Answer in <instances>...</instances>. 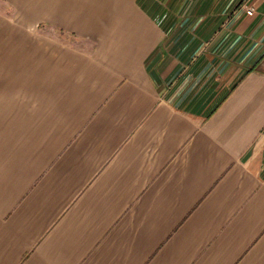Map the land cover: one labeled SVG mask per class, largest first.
I'll use <instances>...</instances> for the list:
<instances>
[{"label":"crops","instance_id":"crops-1","mask_svg":"<svg viewBox=\"0 0 264 264\" xmlns=\"http://www.w3.org/2000/svg\"><path fill=\"white\" fill-rule=\"evenodd\" d=\"M5 1L0 264H264V0Z\"/></svg>","mask_w":264,"mask_h":264},{"label":"rangeland","instance_id":"rangeland-1","mask_svg":"<svg viewBox=\"0 0 264 264\" xmlns=\"http://www.w3.org/2000/svg\"><path fill=\"white\" fill-rule=\"evenodd\" d=\"M16 19L10 5L5 0H0V26L14 24Z\"/></svg>","mask_w":264,"mask_h":264},{"label":"built area","instance_id":"built-area-1","mask_svg":"<svg viewBox=\"0 0 264 264\" xmlns=\"http://www.w3.org/2000/svg\"><path fill=\"white\" fill-rule=\"evenodd\" d=\"M247 10H248V12H252L253 11V8L251 6H248L247 7Z\"/></svg>","mask_w":264,"mask_h":264}]
</instances>
